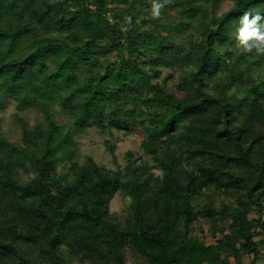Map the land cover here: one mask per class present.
I'll return each instance as SVG.
<instances>
[{
	"label": "trees",
	"instance_id": "trees-1",
	"mask_svg": "<svg viewBox=\"0 0 264 264\" xmlns=\"http://www.w3.org/2000/svg\"><path fill=\"white\" fill-rule=\"evenodd\" d=\"M222 1L0 0V108L43 116L0 132V264L263 263L264 56L231 32L264 0ZM54 102L149 161L79 160Z\"/></svg>",
	"mask_w": 264,
	"mask_h": 264
},
{
	"label": "rangeland",
	"instance_id": "rangeland-1",
	"mask_svg": "<svg viewBox=\"0 0 264 264\" xmlns=\"http://www.w3.org/2000/svg\"><path fill=\"white\" fill-rule=\"evenodd\" d=\"M229 4L227 0L222 1L218 5L216 14L225 11ZM167 71V68L162 69L160 76H163ZM171 82H168V84ZM50 111L53 119L60 125L61 130L69 133L77 142L79 160H82L85 156H91L97 163L113 168L115 165L122 166L125 152L130 151L133 153L132 159L149 161L148 156H145L139 148L141 132L138 129H133L129 133L116 130H108L102 133L91 126L80 133H74L71 119L61 111L57 103L50 104ZM15 116L21 117L28 127L43 122L42 113L36 108L16 110L14 102L7 100L0 108V132L6 138L15 142L20 139V127ZM111 147L112 151L110 150ZM125 201L124 197L117 193L110 200L109 209L117 213L122 209ZM262 264H264V261Z\"/></svg>",
	"mask_w": 264,
	"mask_h": 264
},
{
	"label": "clouds",
	"instance_id": "clouds-1",
	"mask_svg": "<svg viewBox=\"0 0 264 264\" xmlns=\"http://www.w3.org/2000/svg\"><path fill=\"white\" fill-rule=\"evenodd\" d=\"M170 3L172 0H152V16L158 18L162 9ZM231 36L236 48L243 53L264 56V13L259 11L244 12L236 21Z\"/></svg>",
	"mask_w": 264,
	"mask_h": 264
}]
</instances>
